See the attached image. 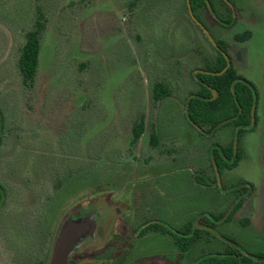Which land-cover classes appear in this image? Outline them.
<instances>
[{
    "label": "rangeland",
    "instance_id": "1",
    "mask_svg": "<svg viewBox=\"0 0 264 264\" xmlns=\"http://www.w3.org/2000/svg\"><path fill=\"white\" fill-rule=\"evenodd\" d=\"M131 1L0 0V264H49L62 227L79 218L96 231L68 264H208L229 246L264 256V0L189 3L192 14L187 0ZM39 11L46 30L27 88L18 62ZM211 39L229 45L235 70L256 87L253 131L186 119L198 75L228 70L204 71L219 51ZM157 82L172 95L155 103ZM222 151L241 154L235 169L217 166ZM218 218L215 229L201 224ZM188 225L230 243L204 232L185 248L177 232Z\"/></svg>",
    "mask_w": 264,
    "mask_h": 264
},
{
    "label": "trees",
    "instance_id": "2",
    "mask_svg": "<svg viewBox=\"0 0 264 264\" xmlns=\"http://www.w3.org/2000/svg\"><path fill=\"white\" fill-rule=\"evenodd\" d=\"M139 0H132L130 6L135 7ZM206 1L208 0H189L192 10H207ZM44 16L41 11L38 12L34 27L25 33V44L20 51V57L18 62L19 73L22 78V83L27 88H33L39 65V56L41 52L42 37L46 30ZM223 23V21H222ZM252 34L247 32L241 36L235 38L238 42H245L251 39ZM217 56L215 61H207L204 71L214 74H220L227 66V60L225 55L230 61V67L228 70L220 75H198L201 80V89L197 92L196 97L187 102L186 108L189 113L186 115L187 121L194 127L204 129L209 127L212 130L216 129L219 124H229L235 127L239 131V135L253 131L258 123L257 118V104L255 111L254 108V96L257 97L256 87L240 76L233 66V60L229 55V45L224 41H217ZM213 91L216 92L217 97L213 100ZM172 95V90L166 82H157L153 87V101L155 103L160 102ZM254 115V116H253ZM197 128V129H198ZM144 134V122L143 120L136 124L132 133V145H137L139 140ZM5 119L3 112L0 110V147L3 145L5 137ZM152 142L156 146L157 138L154 135ZM223 152V151H222ZM221 152V155H215V161L217 166L221 168H228L230 170L235 169L242 160L240 153L233 158L231 152ZM230 154V156H228ZM232 157V159H231ZM249 194L254 192V187L249 186ZM243 190V189H241ZM247 195L240 200L237 205L234 206L230 212V216L225 220L228 222L232 219L235 213L241 209L244 200ZM6 201V191L0 183V210L4 206ZM202 217V216H201ZM222 218H218L216 221L201 223L202 225H211L212 228H216L218 222ZM211 232L197 228L194 225H188L183 232H177L178 235L187 237L184 247L187 248L192 242H197L201 239L202 233ZM180 239L182 237L178 236ZM220 261H214L208 264H248L253 262H260L264 260V256H250L249 254L241 253L237 248L229 246V250H226L222 254ZM242 256V257H241ZM258 257V258H256Z\"/></svg>",
    "mask_w": 264,
    "mask_h": 264
},
{
    "label": "water",
    "instance_id": "3",
    "mask_svg": "<svg viewBox=\"0 0 264 264\" xmlns=\"http://www.w3.org/2000/svg\"><path fill=\"white\" fill-rule=\"evenodd\" d=\"M188 1V7H189V12L192 14L191 8L189 6V0ZM208 7H209V1H206ZM207 34V33H206ZM211 43L216 47L217 44L211 39ZM225 58L228 62L227 68L224 70L226 71L230 67V61L228 57L225 55ZM213 96L214 98L217 96L216 92L213 91ZM257 104V97L254 96V108H253V113L255 111V107ZM188 115V110L186 111ZM254 116V115H253ZM222 124H219L221 126ZM237 145V144H235ZM197 228L207 230L216 236H218L220 239H222L225 242H228L223 236L219 235L215 230L212 228L208 227H201L196 225ZM96 231V223L91 220H69L67 221L64 226L62 227L57 240L55 242L54 248H53V253H52V258L50 260L49 264H68V260L70 255L73 253L75 248L85 240L87 237L92 236L94 232ZM230 243V242H228ZM263 261V260H259Z\"/></svg>",
    "mask_w": 264,
    "mask_h": 264
},
{
    "label": "flooded vegetation",
    "instance_id": "4",
    "mask_svg": "<svg viewBox=\"0 0 264 264\" xmlns=\"http://www.w3.org/2000/svg\"><path fill=\"white\" fill-rule=\"evenodd\" d=\"M227 3H229L228 1H227ZM230 6V8H233V6H231V5H229ZM219 21V20H218ZM221 22V21H220ZM232 22V21H231ZM221 24H223V25H226V24H224V23H222L221 22ZM228 25V24H227ZM78 220H84V218H79ZM74 221V220H73ZM82 262H80V263H75V264H81ZM104 264H109V263H107V261L106 262H104Z\"/></svg>",
    "mask_w": 264,
    "mask_h": 264
}]
</instances>
